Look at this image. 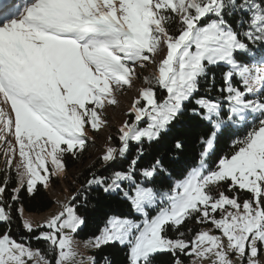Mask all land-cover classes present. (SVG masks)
<instances>
[{
	"label": "snow or ice",
	"instance_id": "1",
	"mask_svg": "<svg viewBox=\"0 0 264 264\" xmlns=\"http://www.w3.org/2000/svg\"><path fill=\"white\" fill-rule=\"evenodd\" d=\"M234 16L238 19L230 22ZM258 44L262 47L253 51ZM158 54L162 58L157 62ZM146 62L156 69L145 77L148 87L130 109L134 118L119 129L120 146L107 147L102 161L124 157L130 142L159 139L189 102L194 104L192 114L211 131L202 138L198 165L168 190L151 186L158 171H165L160 160L140 169L137 179L142 149L127 170L109 177L93 174L88 186L122 192L142 218L110 217L89 245H127L129 264H153L154 254L162 251L212 257V264H260L264 0H25L22 9L0 8V143L9 144L5 163L7 170L15 171L18 187L13 191L26 185L31 194L38 182L47 187L49 165L52 174L63 172L65 155L85 149V125L98 130L103 123L97 109L105 102L116 103L113 85H130L136 66ZM216 66L227 69L218 89L221 95L198 96L201 80ZM156 88L166 90L162 100ZM145 117L148 123L140 127ZM245 124H252L251 130L210 169L207 159L219 135ZM5 134L14 137V143ZM175 147L183 145L177 141ZM17 155L19 162L14 163ZM223 184L231 194L216 191ZM5 190L0 186V195ZM241 191L248 197L242 201ZM10 207L0 202V222L11 220ZM149 209H155V215ZM18 211L22 215L23 209ZM188 218L211 221L220 234L200 231L191 241L183 239V233L175 239L167 235L168 227L178 228ZM83 223L69 204L35 226L48 229L35 238L48 242L52 259L6 231L0 235V264H95L94 257H83L75 247L73 237ZM22 226L29 233L34 230L28 219H22ZM175 264H182L178 256Z\"/></svg>",
	"mask_w": 264,
	"mask_h": 264
},
{
	"label": "trees",
	"instance_id": "2",
	"mask_svg": "<svg viewBox=\"0 0 264 264\" xmlns=\"http://www.w3.org/2000/svg\"><path fill=\"white\" fill-rule=\"evenodd\" d=\"M238 19V17L229 18L230 22ZM253 51L259 50L262 46H252ZM237 59H246L238 55ZM224 66L212 67L209 76L200 82V90L198 96L219 97L221 93L218 89L222 85V74L226 71ZM214 75L215 80H212ZM239 83V81H236ZM166 95V90L156 88V96L158 101L162 100ZM194 104L186 103L182 112L169 125L168 129L161 133L159 139L151 142L144 140L143 143L130 142L129 150L124 157H117L114 161L105 164L101 156H86L88 147L85 146L83 151H76L75 154L67 153L63 163L67 172L74 169L67 179V188L72 193L70 205H72L80 215L84 223L80 226L75 235L79 239H87L96 236L100 230L106 225L110 216H131L134 215L129 201L123 197L122 192L105 193L101 186H88L87 181L92 175L109 177L116 170H127L132 159L138 153L137 149H142L143 155L139 156L136 164V176L139 180V170L149 167L156 160H160L165 171H158L157 175L152 179L151 184L159 189L170 188L172 182L183 178L187 172L198 165L200 153L203 150L202 138H206L211 131V126L203 121L199 116L193 115L190 109ZM145 123V121L141 122ZM252 124L234 125L219 135L213 153L207 159L210 169L215 168L220 158L230 155L234 150V141L243 139L251 130ZM180 141L183 145L182 149L175 147L176 142ZM110 145L119 147L120 141L114 135L109 140ZM7 183L5 185V181ZM0 186H5V192L0 195V202L6 209L10 205L11 220L8 222H0V235L4 232L9 234L20 242H27L31 247L41 250L42 253L48 255V242L44 239H36L39 233L46 228H34L29 233L22 226L21 216L18 208L22 207L27 212H42L49 209L54 199L51 198L48 191L42 183H37L33 193L27 191L26 185L19 188L17 192V179L13 170H0ZM125 188L129 185L126 183ZM226 193L229 191L227 184H224ZM13 195L17 199L13 201ZM242 196H247L245 192ZM73 197H75L73 199ZM194 218H188L186 221L174 230H182L189 238L198 230V226L203 223L196 224ZM172 227V226H171ZM171 227H168L171 231ZM129 248L127 245H121L119 242L108 243L95 247L92 250L95 264H129ZM179 257L182 263L189 262L192 255L186 253H177L173 255L170 252L162 251L154 254L153 264H175L176 257Z\"/></svg>",
	"mask_w": 264,
	"mask_h": 264
},
{
	"label": "rangeland",
	"instance_id": "3",
	"mask_svg": "<svg viewBox=\"0 0 264 264\" xmlns=\"http://www.w3.org/2000/svg\"><path fill=\"white\" fill-rule=\"evenodd\" d=\"M24 3H25L24 1H18L12 4L9 7V9L13 11H15L17 7L22 9V6ZM161 58H162V54H158L156 56L157 62ZM155 69H156V64H151V63L146 62L144 66L137 65L135 68L136 75L132 77V82L130 85H124L122 87L113 85L114 89H116L114 91V97L116 99V103L108 104L107 102H105L103 109H97L103 123L100 124L98 130L92 129L90 124L85 125L84 131L87 136L86 147H88L86 156H89V157L101 156L102 157L106 151V148L111 146L109 142L111 135L112 136L115 135L119 139V135H120L119 129L122 127L124 122L125 121L130 122L134 118L130 114V109L134 101L137 99V97H139L141 89L148 87V84L145 81V77H149L153 73V71H155ZM143 103H144L143 100H141V106L143 105ZM143 121H145V123L140 124V127L146 126V124L148 123L147 117H145ZM5 135L8 141H11L12 143H14V137L7 135V134ZM8 147H9L8 143H0V170H7L6 163H5L6 161L5 152ZM18 162H19V156L17 155L14 163H18ZM13 169H14V164H13ZM72 172H74V169L67 172L66 168H64L63 172H61L59 175H55V174H52V166L49 165V180L47 182V187L44 186V188L48 191L51 198L54 199L53 205L49 209L42 211V212H27L22 207H19L18 210L20 208L23 209L22 215L19 212L21 216V220L28 219L34 225V228H41V227H35V226L43 224L45 221L50 219L52 215H55L59 213L60 211H62L64 205H69L71 201L72 193L67 188L66 180L69 179L68 178L69 174H71ZM175 181L176 180L172 182V185L174 184ZM38 183H42V182H38ZM151 186L155 187L152 184ZM155 188L159 189L158 187H155ZM227 188H228V185H227ZM168 189L164 188L161 190H168ZM216 191H225L224 184L222 185L221 188L216 189ZM227 193L231 194L229 193V191ZM242 193H243L242 191L239 192V198L241 201L245 198H248L247 196H242ZM155 213H156L155 209H149L150 215H155ZM133 214L134 215L124 216L121 218H131L134 220H140L142 218L135 212ZM195 223L199 224L197 223V221H195ZM174 228L176 227L172 226L171 231H169L168 228L166 229L167 235L173 239L177 238V236L180 233H182V230H174ZM43 231H48V229L46 228ZM200 231H209L210 234H220L219 230L214 228V225L211 223V221H207L198 226V230L191 236V238L188 237L190 233L188 235H185V232L183 233L182 238L185 240L191 241L193 237L195 236V234ZM100 232L96 236H98ZM96 236L90 237L87 239H79L74 234L73 239L75 241V247L78 249V251L82 254L83 257H89V256L93 257L92 250L95 247L90 246L89 241L93 240ZM224 242L225 244L227 243L226 238L224 239ZM31 248L38 249L35 247H31ZM230 257L235 260L234 254L230 253ZM258 258L260 260V264H264V249H261L258 251ZM193 261H195V264H212V257L196 258L193 254L189 262L186 264H193ZM29 264H31V261H29ZM85 264H88L87 260H85ZM237 264H239L238 261H237Z\"/></svg>",
	"mask_w": 264,
	"mask_h": 264
},
{
	"label": "bare ground",
	"instance_id": "4",
	"mask_svg": "<svg viewBox=\"0 0 264 264\" xmlns=\"http://www.w3.org/2000/svg\"><path fill=\"white\" fill-rule=\"evenodd\" d=\"M3 1V0H2ZM8 138V137H7Z\"/></svg>",
	"mask_w": 264,
	"mask_h": 264
}]
</instances>
